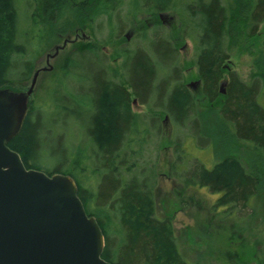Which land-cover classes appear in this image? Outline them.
<instances>
[{
    "label": "trees",
    "instance_id": "obj_1",
    "mask_svg": "<svg viewBox=\"0 0 264 264\" xmlns=\"http://www.w3.org/2000/svg\"><path fill=\"white\" fill-rule=\"evenodd\" d=\"M130 2L0 0V52L6 56L0 85L8 89L26 88L40 53L64 38L90 31L98 45L112 46L142 17L154 21L139 32L137 46H118L126 85L96 44L74 49L51 80L53 100H30L20 134L8 146L28 170L74 180L104 234L108 263L201 264L181 254L172 219L158 217L153 151L161 150L167 118L175 137L174 177L183 189L217 196L212 212L224 220L264 224V44L249 81L227 65L242 30L245 39L260 34L264 0ZM172 13L181 41L194 46L192 64L208 110L201 111L186 84L179 45L159 22ZM134 97L149 116L134 113ZM188 140L212 151V169L199 160L185 168ZM259 248L264 264V241Z\"/></svg>",
    "mask_w": 264,
    "mask_h": 264
},
{
    "label": "rangeland",
    "instance_id": "obj_2",
    "mask_svg": "<svg viewBox=\"0 0 264 264\" xmlns=\"http://www.w3.org/2000/svg\"><path fill=\"white\" fill-rule=\"evenodd\" d=\"M127 4H131L127 0ZM132 5V4H131ZM130 5V6H131ZM169 20L166 21V28L172 34V37L179 45V56L182 66L185 68L184 77L186 84H197L200 80L197 78V70L192 64L194 46L190 41H181L179 35V22L174 13L167 14ZM142 17V16H141ZM176 17V18H175ZM172 19V21H170ZM137 25L130 27L123 34L122 39L116 45H98L92 37L90 31H81L76 36H69L59 42L54 48L42 51L36 59L37 70L50 69L48 72H42L37 81V87L31 98L33 103L52 101L55 90L51 82L60 68L67 65L70 53L81 45L96 44L111 59V67L116 73L118 81L126 85V81L121 70L122 59L117 54L118 46L131 43L138 45L141 39H138L139 32L153 25L151 18L142 17ZM159 22L162 20L159 18ZM164 24V22H162ZM127 34L131 35L130 37ZM238 43L233 45L230 50L231 59L227 63L231 71L237 73L238 77L244 82L251 79L254 71L255 60L260 56L264 44V24L260 28V34L254 39H245L243 30ZM85 38H84V37ZM67 45L64 47V44ZM143 45V43H142ZM48 45L41 46L43 49ZM59 49L57 54V50ZM37 48V47H36ZM39 48V47H38ZM37 48V49H38ZM40 49V50H42ZM57 54V55H56ZM56 55V56H55ZM49 56H55L48 60ZM5 53L0 52V63L5 60ZM34 77V74H33ZM32 82V81H31ZM51 82V83H50ZM30 82L26 88H10L0 85V92L9 90L12 92H26L30 87ZM78 88V87H77ZM129 89V88H127ZM201 111L209 109L207 101L202 97L200 88L194 89ZM131 93V90L129 89ZM136 115H148L149 111L144 106L134 108ZM149 116V115H148ZM161 150L154 152V161L157 159L158 181L155 189L156 207L158 208V217L162 220L171 218L179 241V250L181 254L190 263L201 264H262L260 245L264 241V224L256 225V219L250 222L240 221L239 223L231 220H224L222 215H214L212 208L215 206L217 196H213L206 189L200 190L191 188L183 189L181 183H178L174 177L173 167L176 165V152L173 148L175 140L174 129L172 125L166 124L162 136ZM54 141H57L55 139ZM53 141V142H54ZM56 143V142H55ZM185 154L190 163L188 168L195 164L194 160L202 161L208 169H212L217 161L210 149H198L190 140L185 146ZM55 153L58 152L55 150ZM60 156V154L58 155ZM258 218V216H257Z\"/></svg>",
    "mask_w": 264,
    "mask_h": 264
},
{
    "label": "water",
    "instance_id": "obj_3",
    "mask_svg": "<svg viewBox=\"0 0 264 264\" xmlns=\"http://www.w3.org/2000/svg\"><path fill=\"white\" fill-rule=\"evenodd\" d=\"M160 19L166 26L168 16ZM48 70H37L26 92H0V264H110L103 259L104 234L84 209L74 180L28 170L8 146L26 121L40 74Z\"/></svg>",
    "mask_w": 264,
    "mask_h": 264
},
{
    "label": "flooded vegetation",
    "instance_id": "obj_4",
    "mask_svg": "<svg viewBox=\"0 0 264 264\" xmlns=\"http://www.w3.org/2000/svg\"><path fill=\"white\" fill-rule=\"evenodd\" d=\"M132 104H133V110H134L135 107H137V106L140 107L141 106L140 104H138V101H137V99L135 97L132 99ZM165 123H166V121H165Z\"/></svg>",
    "mask_w": 264,
    "mask_h": 264
},
{
    "label": "bare ground",
    "instance_id": "obj_5",
    "mask_svg": "<svg viewBox=\"0 0 264 264\" xmlns=\"http://www.w3.org/2000/svg\"><path fill=\"white\" fill-rule=\"evenodd\" d=\"M166 15H167V14H166ZM127 36L130 37L131 35L127 34ZM93 39H94V37H93ZM95 42H96V41H95ZM118 48H119V47H118ZM199 83H200V81H199ZM200 85H201V84L198 85V88H200ZM188 87L190 88V85H188ZM198 88H197V89H198ZM223 91H225V90H224L223 88H221V94H224ZM131 92H132V91H131Z\"/></svg>",
    "mask_w": 264,
    "mask_h": 264
}]
</instances>
